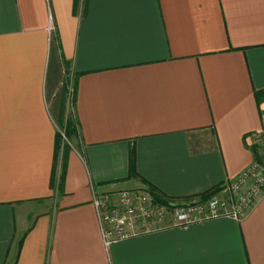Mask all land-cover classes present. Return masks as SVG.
Returning a JSON list of instances; mask_svg holds the SVG:
<instances>
[{
  "label": "crops",
  "instance_id": "crops-1",
  "mask_svg": "<svg viewBox=\"0 0 264 264\" xmlns=\"http://www.w3.org/2000/svg\"><path fill=\"white\" fill-rule=\"evenodd\" d=\"M263 126L264 0H0V264H264V196L108 248L92 206L224 196Z\"/></svg>",
  "mask_w": 264,
  "mask_h": 264
},
{
  "label": "built area",
  "instance_id": "built-area-1",
  "mask_svg": "<svg viewBox=\"0 0 264 264\" xmlns=\"http://www.w3.org/2000/svg\"><path fill=\"white\" fill-rule=\"evenodd\" d=\"M253 141L264 146V126ZM225 193L178 207L155 201L149 191H117L95 194L92 206L106 248L162 229L168 218H171L169 225L182 227L220 218L241 221L264 196V165H254L245 171L228 184Z\"/></svg>",
  "mask_w": 264,
  "mask_h": 264
},
{
  "label": "trees",
  "instance_id": "trees-1",
  "mask_svg": "<svg viewBox=\"0 0 264 264\" xmlns=\"http://www.w3.org/2000/svg\"><path fill=\"white\" fill-rule=\"evenodd\" d=\"M67 122L68 123L66 124V128H65V132H66V135L65 136H66V139L69 140L72 135H75L77 128H76V126H75V124L73 122H71L69 120ZM58 139L60 140L61 138H58ZM59 140H58V148H60V146L62 147V144H60L61 141L59 142ZM150 193L153 195L155 201H157L159 203H162V204H165L166 203V201H163L154 192L151 191Z\"/></svg>",
  "mask_w": 264,
  "mask_h": 264
},
{
  "label": "rangeland",
  "instance_id": "rangeland-1",
  "mask_svg": "<svg viewBox=\"0 0 264 264\" xmlns=\"http://www.w3.org/2000/svg\"><path fill=\"white\" fill-rule=\"evenodd\" d=\"M69 90H70V93H72L71 88H69ZM71 115H72V112L69 113V117H70ZM59 131H60V133H61V134H60V137L62 138V139H61V140H62V141H61V142H62V145H64L68 150H70L71 147H70L69 144L67 143V141H66L67 139H66V137L64 136V135H66L65 130H64V132H63V129L60 128ZM258 133H259V132H258ZM256 134H257V133H256ZM256 134H255V135H256ZM255 135H254V136H255ZM64 138H65L66 140H64ZM71 145H72V144H71ZM212 197H218V195H217V196L214 195V196H212Z\"/></svg>",
  "mask_w": 264,
  "mask_h": 264
}]
</instances>
